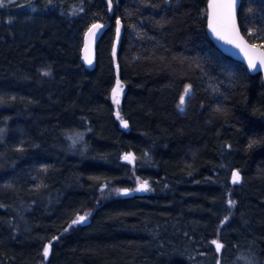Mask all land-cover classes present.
Listing matches in <instances>:
<instances>
[{"label":"trees","instance_id":"obj_1","mask_svg":"<svg viewBox=\"0 0 264 264\" xmlns=\"http://www.w3.org/2000/svg\"><path fill=\"white\" fill-rule=\"evenodd\" d=\"M207 4L0 7V264H264L263 78L214 45ZM239 25L264 45V0Z\"/></svg>","mask_w":264,"mask_h":264},{"label":"snow or ice","instance_id":"obj_2","mask_svg":"<svg viewBox=\"0 0 264 264\" xmlns=\"http://www.w3.org/2000/svg\"><path fill=\"white\" fill-rule=\"evenodd\" d=\"M235 2L236 0H212L209 4V8L212 9L211 19L209 20V27L216 34L217 38L220 40H224L225 43L231 44L234 47L240 48L241 51H244L245 56L248 59L249 68L253 71L257 70V62L256 59L250 55V51L255 49V45H252L251 48L244 42L243 37L239 35L238 30L235 25ZM5 0H0V7H6ZM117 25H119V21H117ZM102 27L100 24H93L89 29L88 35L90 38H94L95 30H98ZM117 39L119 38L120 28L117 27ZM261 47H264L262 45ZM87 50V49H86ZM88 57H86L87 59ZM89 62H91L89 60ZM261 67H264V54H261V58L259 60ZM48 75V73H45ZM120 82L117 80L116 87L113 89V100L116 104H119V95H120ZM191 94V86L189 85L185 88L184 96L180 99V105L182 106L185 103V97L190 96ZM181 111H183V107H181ZM117 118L119 119V112H117ZM121 124L124 127H127V122L121 120ZM126 160L131 162L132 158L130 156H125ZM241 177L239 172H234L232 174V183L237 184L240 183ZM148 186L147 183H142L136 191H147ZM122 194L128 195L127 191H124ZM229 205L233 206L234 202L229 201ZM87 219L86 216H78L77 219L73 220V224H81L84 223ZM216 246V250L219 251L222 248V245L216 241L212 242ZM51 250V244L47 245L43 250V256L45 258L48 257Z\"/></svg>","mask_w":264,"mask_h":264},{"label":"water","instance_id":"obj_3","mask_svg":"<svg viewBox=\"0 0 264 264\" xmlns=\"http://www.w3.org/2000/svg\"><path fill=\"white\" fill-rule=\"evenodd\" d=\"M211 2H212V0H208V4H207V34H208L209 38L214 43V45L224 55L243 63L247 67L249 73H251V74H257V73L262 74L263 84H264V67H261V65L259 63V60L261 58V54H264V47H261L260 45L254 44L251 41H249L245 37V35L243 34V32L240 28V25H239V9H240L242 0H236V2H235V9H234L235 25H236V29L239 32V35L241 37H243L244 42L249 46V48H251L252 45L256 46L254 50L250 51V55H252L256 59V62H257V70H255V71H253L251 68H249L248 59L245 56L244 51H241L240 48L234 47L231 44L225 43L224 40L218 39L216 34L209 27V20L211 19V13H212V9L209 8V4ZM94 24H100V25H102V27L98 30H95L94 38H90L88 35L89 29L91 28L92 25L88 28V30L86 31L85 36H84V44H83V48H82V59L90 69H94L96 66L97 44H98L100 38L102 37L105 29L108 27L107 24H103L101 22H96ZM86 57H88V58L86 59ZM89 60L91 62H89ZM126 156L131 157L130 154H128ZM124 160H126L125 157H124Z\"/></svg>","mask_w":264,"mask_h":264},{"label":"rangeland","instance_id":"obj_4","mask_svg":"<svg viewBox=\"0 0 264 264\" xmlns=\"http://www.w3.org/2000/svg\"><path fill=\"white\" fill-rule=\"evenodd\" d=\"M14 1H15V0H5V3H6V4H9V3H12V2H14ZM119 28L121 29L120 26H119ZM119 38H120V33H119ZM119 38H118L117 41H116V46L118 45ZM183 96H184V95H183ZM186 100H187V97H185V102H186ZM184 104H185V103H184ZM184 104H183V105H184ZM183 105H182L181 107H183ZM142 183H147V182L138 180V184H137V186L134 188V191H136V189L139 188L140 185H141ZM147 186H148V189H149V184H148V183H147ZM124 191L130 192V190H127V189H116L114 192L117 193V194H122ZM136 192H142V191H136ZM82 216H83V215H82Z\"/></svg>","mask_w":264,"mask_h":264}]
</instances>
